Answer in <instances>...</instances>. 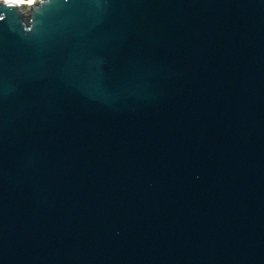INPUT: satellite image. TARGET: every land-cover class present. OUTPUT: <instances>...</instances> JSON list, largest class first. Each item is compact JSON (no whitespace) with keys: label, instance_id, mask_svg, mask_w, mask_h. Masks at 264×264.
Instances as JSON below:
<instances>
[{"label":"water","instance_id":"95a60500","mask_svg":"<svg viewBox=\"0 0 264 264\" xmlns=\"http://www.w3.org/2000/svg\"><path fill=\"white\" fill-rule=\"evenodd\" d=\"M0 264H264V0H0Z\"/></svg>","mask_w":264,"mask_h":264},{"label":"built area","instance_id":"2783aa9c","mask_svg":"<svg viewBox=\"0 0 264 264\" xmlns=\"http://www.w3.org/2000/svg\"><path fill=\"white\" fill-rule=\"evenodd\" d=\"M28 0H20L21 4L26 5Z\"/></svg>","mask_w":264,"mask_h":264},{"label":"clouds","instance_id":"9594fccd","mask_svg":"<svg viewBox=\"0 0 264 264\" xmlns=\"http://www.w3.org/2000/svg\"><path fill=\"white\" fill-rule=\"evenodd\" d=\"M5 2H8V0H5Z\"/></svg>","mask_w":264,"mask_h":264}]
</instances>
